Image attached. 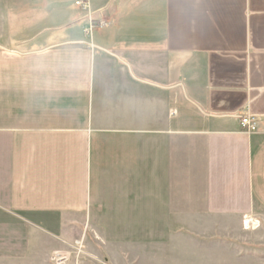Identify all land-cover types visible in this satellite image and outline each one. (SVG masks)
<instances>
[{"label":"crops","instance_id":"obj_1","mask_svg":"<svg viewBox=\"0 0 264 264\" xmlns=\"http://www.w3.org/2000/svg\"><path fill=\"white\" fill-rule=\"evenodd\" d=\"M243 217L264 219V0H0V264L84 228L139 264Z\"/></svg>","mask_w":264,"mask_h":264},{"label":"rangeland","instance_id":"obj_2","mask_svg":"<svg viewBox=\"0 0 264 264\" xmlns=\"http://www.w3.org/2000/svg\"><path fill=\"white\" fill-rule=\"evenodd\" d=\"M85 9L89 11L88 4ZM88 19L90 29V16ZM91 19L94 24L93 17ZM105 25L106 22L93 27ZM244 218L238 229L234 226L230 228L229 237H217L210 243L169 237L167 244L136 245L131 256L141 253L143 258L139 264H264V219L258 218L257 227L243 228ZM79 240L82 242L81 252L75 246ZM95 240L93 230L84 228L79 236L64 247L52 249L49 252V263L52 264L50 258L54 254L65 251L69 257L58 262L59 264H110L106 259L108 254L103 250V243L99 241L96 244Z\"/></svg>","mask_w":264,"mask_h":264},{"label":"built area","instance_id":"obj_3","mask_svg":"<svg viewBox=\"0 0 264 264\" xmlns=\"http://www.w3.org/2000/svg\"><path fill=\"white\" fill-rule=\"evenodd\" d=\"M75 4L77 6H79L80 8L82 9H85L87 8V3L86 2H83V1H76ZM89 16H90V26L91 28L89 30L92 29L93 25H103L104 24V21L100 20V21H93L94 24L91 22L92 19H91V14L89 13ZM96 23V24H95ZM240 127L241 129H243L244 131H254L256 130L257 126H256V120H255V117L252 116V115H245V116H242L240 118ZM243 228H249V227H257L258 224H259V220L258 218H254V217H245L244 220H243ZM77 246V249L79 252L82 251V242L79 240V241H76V245ZM67 257H69V254L65 251L63 252H58L57 254H54V256H52L50 258V261L52 264H59L58 262H61V260H64L66 259Z\"/></svg>","mask_w":264,"mask_h":264}]
</instances>
